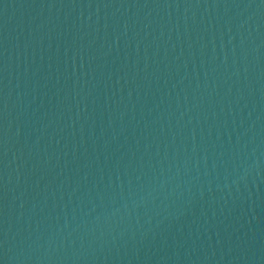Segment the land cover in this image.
I'll return each mask as SVG.
<instances>
[{
	"label": "water",
	"instance_id": "water-1",
	"mask_svg": "<svg viewBox=\"0 0 264 264\" xmlns=\"http://www.w3.org/2000/svg\"><path fill=\"white\" fill-rule=\"evenodd\" d=\"M0 264H264V0H0Z\"/></svg>",
	"mask_w": 264,
	"mask_h": 264
}]
</instances>
